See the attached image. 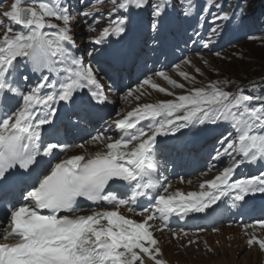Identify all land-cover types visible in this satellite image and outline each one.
Returning <instances> with one entry per match:
<instances>
[{
    "label": "snow or ice",
    "instance_id": "obj_1",
    "mask_svg": "<svg viewBox=\"0 0 264 264\" xmlns=\"http://www.w3.org/2000/svg\"><path fill=\"white\" fill-rule=\"evenodd\" d=\"M24 3L27 6H22ZM111 5L109 11L117 13V18L110 19L91 40L95 45L104 43L103 38L126 33L129 17L121 10L128 13L132 8H149L156 29L167 8L166 0H111ZM181 6L183 15L190 17L196 0H181ZM211 8L220 11L211 13ZM99 11L93 5L80 13L92 19L87 24L89 32L96 31L95 25L101 22L96 15ZM200 12H209L213 25L224 21L238 26L245 15L243 6L222 11L218 0H204ZM0 17V29H5L0 37V204L11 205L8 225L0 229V238L15 241L0 243V264H146L145 255L155 264H165L157 258L162 250L154 236L155 230L162 229H154L151 221L158 218L167 227L172 215H212L226 197L231 198L233 207H243L246 197L264 194V171L233 179L241 164L264 166V95L227 91L226 81L194 87L172 100L137 105L124 115L118 112L120 118L89 141L102 144L103 150L61 159L69 146L60 139L66 129L57 122L58 105L79 102L86 108L92 101L108 103L97 70L76 54L73 12L63 0H13L10 10ZM221 30L211 28L204 47ZM22 69L37 76L26 89L22 81H28L29 76H22ZM156 75L184 88L162 71ZM144 85L175 95L153 83L151 77L143 79L139 87ZM84 90L87 99L79 96ZM127 95L133 92L129 90ZM79 115L73 110L67 116L72 127L78 125L72 117ZM143 121L148 123L142 125ZM221 122L227 123L229 130L219 139L216 158L229 157L228 166L200 183L198 191H170L171 185L156 176L157 138ZM113 130L118 134L116 139L106 135ZM79 198L98 207H111L81 215ZM142 198H150V205L143 208L148 214L141 222L121 214V207L134 212ZM257 224L264 230V220ZM180 235L172 232L173 237ZM191 243L194 241L189 240ZM246 244L264 250V239L256 235H250Z\"/></svg>",
    "mask_w": 264,
    "mask_h": 264
},
{
    "label": "rangeland",
    "instance_id": "obj_2",
    "mask_svg": "<svg viewBox=\"0 0 264 264\" xmlns=\"http://www.w3.org/2000/svg\"><path fill=\"white\" fill-rule=\"evenodd\" d=\"M97 15H102V10ZM89 23H92L91 17L86 18L84 22L82 40H85L90 33L95 34L100 25V23L95 25L96 31L89 32L87 28V24ZM228 56L229 58L224 61H214L217 70H214V73L211 74L212 77H222L228 83L233 80L239 82L244 81V79H252V77L264 75V38L259 42H245L241 47L233 49ZM217 71L220 72L217 73ZM210 238L211 243L215 240L214 245L217 246L216 250L207 251L205 250L206 247H204L202 251L199 244L186 247L183 250L185 245H179L173 250V258L185 264H220L221 261H225L224 264H264L262 255L258 252L259 254L256 256L254 249L245 248L246 245L244 243L239 247L235 239L232 241L225 240L222 244L216 240L220 239V237L211 236ZM227 238L229 239V236ZM221 245L223 246L220 247Z\"/></svg>",
    "mask_w": 264,
    "mask_h": 264
},
{
    "label": "bare ground",
    "instance_id": "obj_3",
    "mask_svg": "<svg viewBox=\"0 0 264 264\" xmlns=\"http://www.w3.org/2000/svg\"><path fill=\"white\" fill-rule=\"evenodd\" d=\"M239 229L238 228H227L225 231H223V233L219 236L220 238H222L223 239V241H225V240H229L228 238L226 239V237H227V235H230V236H232V240L233 239H235V241H236V244L238 243V246L240 247V245H242L243 243H244V241H243V239L240 237V235H239V231H238ZM218 237V238H219ZM217 238V237H216ZM213 240V239H212ZM221 240V239H220ZM232 240H230V241H232ZM165 247H166V245H164L163 244V254H165V256H167L166 255V252H165ZM254 251H255V255L257 256V254H259L258 253V251L256 250V249H254ZM264 254V253H263ZM174 257V255L172 254L171 256H170V258L171 259H174L173 258ZM225 263V261H221L220 262V264H224ZM151 264H153V263H151ZM165 264H167L166 262H165Z\"/></svg>",
    "mask_w": 264,
    "mask_h": 264
},
{
    "label": "trees",
    "instance_id": "obj_4",
    "mask_svg": "<svg viewBox=\"0 0 264 264\" xmlns=\"http://www.w3.org/2000/svg\"><path fill=\"white\" fill-rule=\"evenodd\" d=\"M252 1H257V0H252Z\"/></svg>",
    "mask_w": 264,
    "mask_h": 264
}]
</instances>
